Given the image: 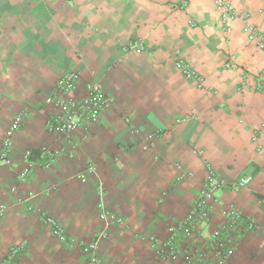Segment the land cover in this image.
Segmentation results:
<instances>
[{
  "label": "crops",
  "instance_id": "0c3cea01",
  "mask_svg": "<svg viewBox=\"0 0 264 264\" xmlns=\"http://www.w3.org/2000/svg\"><path fill=\"white\" fill-rule=\"evenodd\" d=\"M226 1L237 13L228 32L213 0H0V152L24 117L0 162V264H89L79 249L89 244L103 264H168L153 241L199 196L206 164L225 183L252 178L217 192L259 227L223 264H264V55L244 31L264 34V0ZM135 42L142 52L125 50ZM69 70L113 104L62 140L47 133L43 103ZM44 147L59 152L48 164ZM102 210L123 224L109 226Z\"/></svg>",
  "mask_w": 264,
  "mask_h": 264
},
{
  "label": "built area",
  "instance_id": "2783aa9c",
  "mask_svg": "<svg viewBox=\"0 0 264 264\" xmlns=\"http://www.w3.org/2000/svg\"><path fill=\"white\" fill-rule=\"evenodd\" d=\"M213 3L220 15L224 30L228 32L230 21L237 16L236 11L226 0H213ZM244 31L250 40L255 41L257 49L264 55V34L249 24L244 27ZM125 50L140 53L143 46L140 42H135ZM176 67L184 77L195 80L201 90L206 89L203 86V80L183 62L177 61ZM243 82L248 88L246 79ZM112 104V98L103 91L100 83L86 80L79 72L69 70L61 75L49 96L44 100L43 114L46 131L56 138L69 140L78 128L88 131L96 125ZM124 120L128 122L126 118ZM23 121L22 115L14 118L3 141L0 162L9 160L14 143L13 136L19 131ZM252 139L256 141V136ZM32 152V150L26 152L29 164ZM39 153L41 157L45 155L46 164L53 161L59 154L53 147L41 148ZM31 171L32 168L29 166L19 174V178L24 180ZM251 180L250 176H242L235 182L225 183L214 169L206 164V176L199 196L177 224L167 227L164 240L153 241L157 259L168 264L225 263L232 256L240 239L246 234L257 231L259 227L254 220L245 216L235 206L230 204L222 206L217 192L223 188L234 190L246 188ZM5 208L3 204H0V216ZM217 214L220 220L215 223L212 230H209ZM100 216L109 226L123 224L121 218L108 210H102ZM43 222L51 228L54 237L64 238V231L54 217L45 216ZM79 249L89 254V264H103L98 255L97 244L79 245Z\"/></svg>",
  "mask_w": 264,
  "mask_h": 264
},
{
  "label": "trees",
  "instance_id": "16d2710c",
  "mask_svg": "<svg viewBox=\"0 0 264 264\" xmlns=\"http://www.w3.org/2000/svg\"><path fill=\"white\" fill-rule=\"evenodd\" d=\"M36 157V153L33 151L30 157Z\"/></svg>",
  "mask_w": 264,
  "mask_h": 264
}]
</instances>
